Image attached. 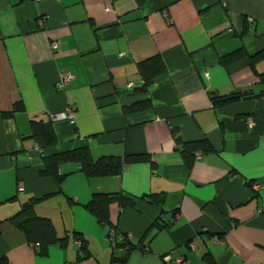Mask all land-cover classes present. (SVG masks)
<instances>
[{
	"label": "crops",
	"instance_id": "crops-1",
	"mask_svg": "<svg viewBox=\"0 0 264 264\" xmlns=\"http://www.w3.org/2000/svg\"><path fill=\"white\" fill-rule=\"evenodd\" d=\"M263 51L264 0H0V264H121L111 226L87 208L95 193L134 201L109 209L136 247L126 264H264V57L256 72L250 59ZM156 55L167 72L143 92L140 63ZM70 106L74 122L52 119ZM33 120L52 124L54 146ZM201 140L214 151L189 166L184 144ZM81 146L94 160L147 158L102 177L64 163L60 184L41 174L44 157ZM32 199L66 238L45 255L15 224Z\"/></svg>",
	"mask_w": 264,
	"mask_h": 264
},
{
	"label": "trees",
	"instance_id": "trees-1",
	"mask_svg": "<svg viewBox=\"0 0 264 264\" xmlns=\"http://www.w3.org/2000/svg\"><path fill=\"white\" fill-rule=\"evenodd\" d=\"M244 55L243 49L238 50L230 55H227L223 58V63H228L238 57ZM264 57V51L258 53L254 56H251V63L253 69L256 72L255 64L259 59ZM142 77L145 80L144 87L141 88V91H148L149 86L153 81L165 74L167 72L166 64L161 55L153 56L140 63L139 66ZM264 82V74L260 75ZM223 98V97H221ZM219 98V99H221ZM231 97H226L221 100L230 99ZM218 98H214V101H218ZM226 100L225 102H228ZM224 102V101H223ZM152 107L150 101H143L139 105H134L129 108L130 111L142 108ZM33 136H35L40 144L45 147H52L57 143V138L55 131L52 127V124L49 122L33 120ZM211 144L207 140L187 142L184 144L182 149V154L186 159V162L189 166H192L193 162L196 160V155L198 152L206 154L213 152ZM147 156H128L124 161L121 158L114 156H102L97 160L93 159L91 150L89 146L76 147L70 150L59 151L57 153L49 154L44 157L45 160V170L41 172L42 175L52 176L58 184H60L64 178V175L61 174L60 168L61 165L68 162H76L81 166V171L87 177H102L110 175H118L122 172L125 164L129 162H134L138 160H146ZM115 200L119 201L121 206H133V199L126 197L123 194H117L115 196L107 193H95L93 194L92 199L87 204L89 211L95 215L98 221L102 224L111 226V230H114L117 233L116 226L111 222L110 217V205ZM18 220L15 221V224L20 227L26 235L29 243L38 244L40 247V254L45 255L48 252L49 246L61 242L65 243L66 238H59L57 236L54 224L51 219L46 217H41L36 214L34 208V199L25 203L23 208L17 215ZM122 235L117 233V235ZM76 240L80 242L79 247V260L88 259L90 257V251L88 248V241L84 237L76 233L74 234ZM124 240L116 244L115 248H121L125 250V256L122 258H115L114 261H118L121 264H126L128 257L131 252H133L136 247L131 243L127 234H123ZM147 247L143 246L141 250L145 252ZM149 250V248H147Z\"/></svg>",
	"mask_w": 264,
	"mask_h": 264
},
{
	"label": "built area",
	"instance_id": "built-area-1",
	"mask_svg": "<svg viewBox=\"0 0 264 264\" xmlns=\"http://www.w3.org/2000/svg\"><path fill=\"white\" fill-rule=\"evenodd\" d=\"M59 47V41H56L55 43H53V48L56 49ZM72 80V75L68 72H63L61 74V78L59 80V82L56 84V88L58 90H63L65 88V86ZM75 107L70 106L67 107L64 111L54 114L52 116L53 120H61V119H70L73 122L75 121ZM201 153L198 152L196 157H200ZM254 188L256 190H259L260 185H254ZM21 190H23V186L21 187ZM109 240L113 243V244H117L119 242H122L124 240L123 235H117L116 232L114 230L111 231L110 236H109ZM217 240V239H216ZM195 246V244L191 243V248H193ZM145 252H148V249H145ZM164 261L165 264H186V258L183 256H177V255H173V254H167L164 256Z\"/></svg>",
	"mask_w": 264,
	"mask_h": 264
},
{
	"label": "water",
	"instance_id": "water-1",
	"mask_svg": "<svg viewBox=\"0 0 264 264\" xmlns=\"http://www.w3.org/2000/svg\"><path fill=\"white\" fill-rule=\"evenodd\" d=\"M250 93L248 92V91H244L242 94H241V96H247V95H249Z\"/></svg>",
	"mask_w": 264,
	"mask_h": 264
}]
</instances>
